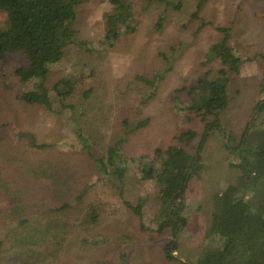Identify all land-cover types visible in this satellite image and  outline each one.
Here are the masks:
<instances>
[{
    "label": "rangeland",
    "instance_id": "374dc122",
    "mask_svg": "<svg viewBox=\"0 0 264 264\" xmlns=\"http://www.w3.org/2000/svg\"><path fill=\"white\" fill-rule=\"evenodd\" d=\"M183 1L185 5L181 11L165 12L163 4L155 2L142 8V1L137 0V32L112 49L101 43L107 31L103 16L107 0H89L80 8V35L99 51L88 53L77 45L68 48L62 61L54 66L49 86L69 70L75 73L83 65L87 71H94L93 78L81 84L84 88H95L82 109L86 113L83 119L93 117L94 127L99 122L95 117L105 115L110 119L99 132L101 147L95 148L98 153L116 137L122 117H129L133 121L150 118V124L127 142L130 155H154L157 147L188 127L198 131L197 137L187 146L195 155L205 123L199 118L186 121L185 115L176 110L174 101L176 95L182 102L196 99L192 87L207 69H213L211 77H218L220 63L205 64L210 46L223 36L218 27L231 29L230 43L244 59L264 54V0H208L200 11L201 18L208 23L204 27L200 20L190 19L197 0ZM160 17L163 22L158 27ZM6 20V13L0 12V27L6 26ZM165 53L170 57L168 62L164 60ZM23 63L24 58L17 54H11L5 63H0V123L9 122L16 129L31 130L38 140L54 142L56 147L52 151L31 152L15 141L11 133L0 134V264H121L122 254L126 255L127 264L197 262L207 248L215 194L244 183L230 162L238 157L256 103H264V91L260 88L264 83V61L257 57L253 62H246L240 73H229L230 101L220 115L224 130L210 132L202 159L189 182L184 210L188 222L178 233L176 260L168 259L161 246L149 241V233L139 229L136 215L124 205L118 189L101 182H97L85 198L83 206L95 200L98 194L111 202L112 209L117 208L115 212L104 213L99 225L87 229L80 226L84 213L75 212L76 227L72 232L66 234L56 227L52 233L47 232L45 225L53 216L43 210L46 204L55 203L58 195L52 174L54 169L50 168V164L56 166V162L49 161L57 159L58 155L61 159L67 158L68 172L63 179L75 173L78 186L74 191L80 189L82 183L95 180V168L92 160L81 154L82 146L70 110L58 115L41 106H27L17 99V94L32 87L22 84L13 74L14 68ZM168 68L171 70L166 72L155 95L143 103L146 87L136 77L152 76ZM79 96L77 94L75 99ZM136 168L133 165L126 178L124 198L136 204L140 197H147L146 224L155 228L153 219L159 207V188L153 181L140 182ZM68 188L62 186L63 191ZM66 196V200L70 199L71 191ZM173 201L180 202L179 194ZM32 232L39 234L37 243L29 245L17 241ZM86 238L99 240V243H84ZM160 238L170 240L171 233L166 232Z\"/></svg>",
    "mask_w": 264,
    "mask_h": 264
},
{
    "label": "trees",
    "instance_id": "16d2710c",
    "mask_svg": "<svg viewBox=\"0 0 264 264\" xmlns=\"http://www.w3.org/2000/svg\"><path fill=\"white\" fill-rule=\"evenodd\" d=\"M88 1L0 0V12L6 13L7 16L6 26L0 27V63H5L11 54L22 56L24 63L16 66L13 74L22 84L32 85L29 90L17 94V99L27 106H41L58 115L70 110L75 132L82 146L81 154L92 160L95 168V180L82 183L79 185L80 189L74 191L73 188L78 186L75 173L72 172L63 179L64 174L68 172L65 167L68 165L67 158L63 156L61 159L58 155L57 159L49 161L56 162V166L51 163L50 168L54 169L52 174L58 195L56 202L46 204L47 209L43 210L53 216L45 228L49 233H52L55 227L62 228L67 234L76 227L75 212L84 213L80 226L86 229L91 225H99L104 213L115 212L117 208L112 209L111 202L98 194L95 200L83 206L85 198L92 193L97 182H101L102 185L118 189L124 205L136 215L139 229L149 233V241L161 246L168 259L176 260L178 233L188 222L184 210L187 205L186 191L189 182L202 159L210 132L215 129L224 130L220 115L230 101L229 73H240L246 62H253L257 57L264 61V54L244 59L230 43L231 29L218 27L223 36L210 46L205 61L206 65L215 61L220 63L218 77H211L213 69H207L192 87L195 88L196 99L182 102L176 95L174 101L176 110L180 115H185L186 121L192 122L199 118L205 123L195 155L187 149L198 134V131L191 127L180 131L165 145L157 147L154 155H130L127 142L150 124V118L133 121L129 117H122L119 121L120 131L110 140L104 151L98 153L99 150L97 152L96 149L101 147L99 132L104 125L109 124L110 119L105 115L95 117L99 122L97 127H94L93 117L84 120L86 113L82 109L84 101L92 96L95 88H84L81 84L92 79L94 71H87L86 65H83L80 70H75V73L69 70L49 86L53 68L62 61L68 48L77 45L88 53L99 51L81 37L78 28L79 10ZM136 1L107 0V8L103 14L107 23V31L101 41L103 46L115 48L137 32L139 19L135 8ZM141 1L142 8L155 2L163 4L165 12L181 11L185 5L183 0ZM207 1L197 0L190 18L200 20L201 27L208 24L200 16V11ZM162 20L161 17L157 20L158 27L162 26ZM163 56L165 62L170 60L166 53ZM171 68L158 70L152 76L136 77L146 87L143 103L155 95L159 84L166 77V72ZM260 88L264 91V83L260 84ZM148 90L151 91L148 93ZM77 94H80L79 99H75ZM5 132L11 133L15 141L24 144L25 149L31 152L52 151L56 147V143L40 141L31 130L16 129L9 122L0 123V134L4 135ZM240 147L237 159L231 161L230 165L237 170L244 183L215 194L207 233V248L193 264H264V103L261 101L256 103L252 123L247 125ZM133 165L137 167L140 182L153 181L159 188V207L153 219L156 222L155 228L146 224L147 197H140L136 204L124 198L126 178ZM80 179L82 180V177H78L79 181ZM63 185L69 187V190L63 191ZM69 191L71 197L66 200L65 196ZM178 194L180 202L175 204L173 200ZM25 222L28 223L29 220ZM166 232H170L172 238L162 241L160 237ZM38 235L37 232L27 233L17 241L20 244H34L37 243ZM84 243L97 244L99 240L86 238ZM120 258L121 264H127L125 254Z\"/></svg>",
    "mask_w": 264,
    "mask_h": 264
},
{
    "label": "water",
    "instance_id": "95a60500",
    "mask_svg": "<svg viewBox=\"0 0 264 264\" xmlns=\"http://www.w3.org/2000/svg\"><path fill=\"white\" fill-rule=\"evenodd\" d=\"M228 137H229V134H228ZM227 142H228V139H227Z\"/></svg>",
    "mask_w": 264,
    "mask_h": 264
}]
</instances>
